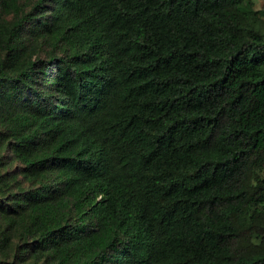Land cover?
I'll list each match as a JSON object with an SVG mask.
<instances>
[{"label": "trees", "instance_id": "16d2710c", "mask_svg": "<svg viewBox=\"0 0 264 264\" xmlns=\"http://www.w3.org/2000/svg\"><path fill=\"white\" fill-rule=\"evenodd\" d=\"M250 2L0 0V264H264Z\"/></svg>", "mask_w": 264, "mask_h": 264}, {"label": "rangeland", "instance_id": "374dc122", "mask_svg": "<svg viewBox=\"0 0 264 264\" xmlns=\"http://www.w3.org/2000/svg\"><path fill=\"white\" fill-rule=\"evenodd\" d=\"M242 9L246 12H256L261 18V28L264 31V0H251L250 3L242 5Z\"/></svg>", "mask_w": 264, "mask_h": 264}]
</instances>
